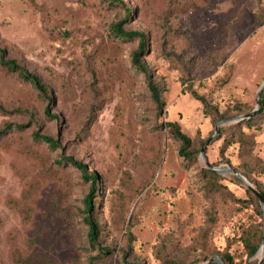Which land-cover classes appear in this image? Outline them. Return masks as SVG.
<instances>
[{
	"label": "rangeland",
	"instance_id": "obj_1",
	"mask_svg": "<svg viewBox=\"0 0 264 264\" xmlns=\"http://www.w3.org/2000/svg\"><path fill=\"white\" fill-rule=\"evenodd\" d=\"M122 3L133 9L124 29L146 35L144 59L164 86L160 116L131 68L139 41L112 33ZM0 46L53 96L49 104L0 63V126L26 125L0 137V264H205L227 251L236 264L263 259L262 244L249 259L241 237L253 228L263 242L264 208L230 173L221 180L228 192L209 198L200 170L212 139L210 163L236 168L264 190V115L241 125L243 141L223 155L230 130L221 138V129L233 122L216 132L219 122L258 108L264 0H0ZM167 122L202 142L196 162L179 156ZM62 157L99 176L105 256L89 245L78 214L90 184Z\"/></svg>",
	"mask_w": 264,
	"mask_h": 264
},
{
	"label": "trees",
	"instance_id": "obj_2",
	"mask_svg": "<svg viewBox=\"0 0 264 264\" xmlns=\"http://www.w3.org/2000/svg\"><path fill=\"white\" fill-rule=\"evenodd\" d=\"M113 3L121 2V0H110ZM122 6L125 9V15L112 25V33L119 39H137L139 41L138 47L132 52L131 54V68L136 72L138 75L143 76L146 82L147 89L150 93V98L153 104L155 105L156 111L158 116H160L163 112V109L165 107V100L163 97L164 94V86L158 82L155 79L154 73L152 69L149 67L147 61L144 59L145 53L147 51V37L146 35L141 31H130L124 29V24L128 22L129 17L133 11V9L129 6H125V4L122 3ZM0 63L1 65L7 67V69L10 72L18 74L21 78L25 79L27 82H30L38 91L41 97L46 99L49 104L53 103V96L50 93L48 87L43 83L42 79L35 73L25 69L22 67L15 59H9L6 57V50L1 48L0 46ZM260 112H257L256 114L252 115L251 117L243 120V121H235L231 123L227 127H222L221 129V138L224 133H226L228 130L230 132H227L225 134L226 137H224L223 147L221 150V154L223 155L224 150L231 144L236 142H242L243 137L236 132V130L246 123L247 125H250L251 123H256L258 120L262 118L264 115V92L261 94L260 99ZM204 104H206L204 102ZM0 111L2 113H5L4 110ZM246 113L244 115L251 114ZM46 114L48 116H53L55 119L56 117L54 115L50 114V107L46 109ZM240 115H237L235 117H238ZM224 118L223 116H221ZM233 117V118H235ZM229 120V119H227ZM227 125V124H226ZM166 128L168 129L171 137L175 139L179 145V156L185 160L187 163H194L198 160V154H199V148L202 145V142H196L193 141L188 135H186L180 128V126L175 122H167L165 124ZM26 125H20V124H12V123H6L3 126H0V137L14 131L19 130L22 128H25ZM34 139L41 140L43 142H46L50 147H57L58 141L54 139L51 136L48 135H41L38 132L34 133ZM202 150V149H201ZM62 160H65L67 164L70 166L76 167L78 171L81 173L82 178L85 180V182H88L90 184L89 186V192L83 199V209H80L79 211V217L81 218L82 222L88 227V233H87V239L88 243L91 247L97 248L99 257L105 256L108 254L109 249L108 248H100L99 247V233H100V226L97 222V219L95 217V197L97 196V190L99 188L98 182H99V176L96 172L90 171L88 166L85 164H82L72 157H62L60 159V162H63ZM209 161V160H208ZM214 167L215 164L211 163ZM236 172L243 175L248 182L252 185V187L257 190L259 193L262 194L264 197V190L259 189L255 186H253V182L248 177L246 173L240 172V170L233 168ZM201 175V184L202 189L205 191V193L208 195L209 198H215L219 194H226L228 192V189L226 185L222 183V178L224 176L222 174L216 173L207 167H202L200 170ZM233 179L238 181V178L232 174ZM248 177V178H247ZM249 191L251 197L255 196L257 203H260L257 196L253 193V191L249 188H247ZM253 195V196H252ZM254 198V197H253ZM210 221L212 224L216 223L215 214L212 213L210 217ZM207 232H210V228L206 230ZM208 233H206L207 235ZM263 235L262 233L257 229H249L245 231L241 237V241L243 242L244 249L246 251L247 257L253 258L257 255L259 252V249L262 244ZM214 253H212L209 257H206L204 259V262L209 261ZM220 258L222 259L224 264H236L234 261L233 256L229 253V251L225 253L219 254ZM100 261L98 259H95L94 264H100ZM264 264V257L260 261L257 262V264ZM163 264H186L182 260H165ZM211 264H218L216 261L212 262Z\"/></svg>",
	"mask_w": 264,
	"mask_h": 264
},
{
	"label": "water",
	"instance_id": "obj_3",
	"mask_svg": "<svg viewBox=\"0 0 264 264\" xmlns=\"http://www.w3.org/2000/svg\"><path fill=\"white\" fill-rule=\"evenodd\" d=\"M263 89H264V84L262 85L261 89L259 90V93H258V102H257L258 108H257L255 111H253L251 114H248V115H242V116H238V117L233 118V119L224 120V121L219 122L218 125H217L216 132H218L219 127L222 126V125H225V124L230 123V122H235V121H243V120H245V119L251 117L252 115L256 114V113L258 112L259 108H260L259 98H260V96H261V93H262ZM211 140H212V139L207 140V141L204 143V146H203V148H202V150H201V156H202V159H203V161H204V163H205V166H206L208 169H210V170H212V171H214V172H216V173H219V174H224V173L234 174L238 179H240V180L246 185L247 188H249V189H251V190L253 191V193H254V194L257 196V198L259 199L261 206L264 208V197L262 196L261 193H259L257 190H255V189L252 187V185L248 182V180H247L243 175H241L240 173H238V172H236L235 170H233V168L214 167V166L208 161V159H207V157H206V147H207V145L211 142ZM263 248H264V240H263V242H262V247H261V249H263ZM214 261H216L218 264H224L223 261H222V259H221L220 257H218V256L211 258V259H210L209 261H207L205 264H211V263L214 262Z\"/></svg>",
	"mask_w": 264,
	"mask_h": 264
},
{
	"label": "bare ground",
	"instance_id": "obj_4",
	"mask_svg": "<svg viewBox=\"0 0 264 264\" xmlns=\"http://www.w3.org/2000/svg\"><path fill=\"white\" fill-rule=\"evenodd\" d=\"M262 252V251H261ZM262 254V253H261Z\"/></svg>",
	"mask_w": 264,
	"mask_h": 264
}]
</instances>
